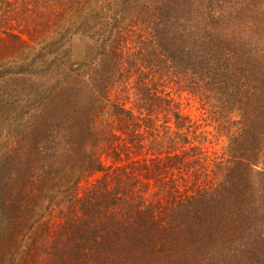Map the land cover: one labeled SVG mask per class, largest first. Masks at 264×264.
<instances>
[{"label": "trees", "instance_id": "1", "mask_svg": "<svg viewBox=\"0 0 264 264\" xmlns=\"http://www.w3.org/2000/svg\"><path fill=\"white\" fill-rule=\"evenodd\" d=\"M93 1L0 0V62L75 22L96 51L0 121V264H264V0H134L117 28Z\"/></svg>", "mask_w": 264, "mask_h": 264}, {"label": "rangeland", "instance_id": "2", "mask_svg": "<svg viewBox=\"0 0 264 264\" xmlns=\"http://www.w3.org/2000/svg\"><path fill=\"white\" fill-rule=\"evenodd\" d=\"M136 5L134 0H94L86 5L82 17L98 14L108 17L95 21L99 24L110 22L112 28H117L119 23L127 26L134 17ZM95 22L84 26L83 31L93 32ZM78 23L71 26L70 33L68 31V41L67 36L62 40L58 35L44 36L42 40L34 39L26 58L18 57L17 60L6 59L0 62V121L5 123L11 120L15 128L20 130L35 118L41 104L57 85H63L65 80L72 77L79 78L87 70L84 65L89 63L90 58L94 62L96 51L85 47L90 41L85 36L72 35ZM182 99L184 106L187 105L184 109L187 114L195 120L202 118L204 111L197 100L190 99L185 94ZM1 129L0 127V159L13 146L12 140L2 134ZM209 130L212 131L213 128L209 127ZM225 142L226 138L222 137L219 142L214 141L212 147L221 150Z\"/></svg>", "mask_w": 264, "mask_h": 264}]
</instances>
